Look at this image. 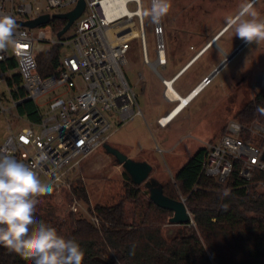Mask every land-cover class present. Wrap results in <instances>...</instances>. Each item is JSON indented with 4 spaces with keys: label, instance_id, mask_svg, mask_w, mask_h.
Returning <instances> with one entry per match:
<instances>
[{
    "label": "built area",
    "instance_id": "1",
    "mask_svg": "<svg viewBox=\"0 0 264 264\" xmlns=\"http://www.w3.org/2000/svg\"><path fill=\"white\" fill-rule=\"evenodd\" d=\"M78 2L0 0V15L12 16L15 21L50 16L48 23L33 28L16 23L15 47L9 44L0 50V99L9 97L16 109L33 101L39 113L36 123L7 135L0 143V153L29 166L35 163L34 171L52 191H72L82 161L107 143L111 119L125 124L137 116L145 117L124 71L133 40L141 41L144 62L161 78L165 97L176 102L168 94L178 73L166 79L157 68H165L168 62L162 20L153 24L157 56L151 62L141 0H85L82 14L58 37L66 20L61 19L64 25L60 27L53 15L74 9ZM130 4L135 7L130 8ZM55 44L70 46L72 53L60 57L57 73L43 77L38 70L37 54ZM48 93L52 95L45 102L47 108L41 110L36 100ZM2 111L10 112L3 106ZM17 115L20 116L18 111ZM157 123L166 127L169 121H163L162 116ZM203 147L200 175L214 178L221 186L227 184L236 162L245 181H251L257 171L264 173V125L256 121L244 124L230 119L220 137L205 142ZM41 156L43 159L38 161ZM259 188L264 190V181H259ZM69 211L81 215L83 212L96 228L101 227L94 208L84 206L78 199L72 201ZM190 224H194L193 219Z\"/></svg>",
    "mask_w": 264,
    "mask_h": 264
},
{
    "label": "rangeland",
    "instance_id": "2",
    "mask_svg": "<svg viewBox=\"0 0 264 264\" xmlns=\"http://www.w3.org/2000/svg\"><path fill=\"white\" fill-rule=\"evenodd\" d=\"M244 2L245 0H171L172 7L167 16L162 18L168 62L165 68L157 67L164 78L170 79L191 58L208 48L212 39L222 31L218 40L216 38L206 52L191 60L183 69V75L173 83L179 94L185 95L198 82H206L203 80L225 60L226 55L231 54L243 42L234 36L233 31L227 30L226 20L235 15ZM134 7V4H130V8ZM141 7L148 58L154 62L157 56L156 36L150 17L145 15L151 7V0H141ZM254 8L259 13V18L264 19V0L256 1ZM47 37L52 38L50 31H47ZM71 53L70 46H63L60 57ZM126 58L124 71L145 117L137 116L125 124L111 119L107 143L131 159L147 160L152 165L148 179L139 185L134 184L122 164L101 146L82 161L73 179V186L78 182L84 186L88 203L80 199L74 189L51 190L37 197L36 209L53 217L64 218L72 213L69 205L74 199L93 208L96 205L124 201L127 222L141 225L150 202V179H157L167 187L166 190L174 187L178 198L185 201V196L180 194L174 184L173 173L187 162L192 154L190 149L217 140L227 122L234 119L237 111L264 88L259 83L264 75V42L258 45L245 44L197 92L180 114L161 128L157 124V118L165 115L178 101L171 102L164 96L165 86L152 66L144 62L139 39L131 42ZM140 74L143 75L142 78ZM2 88L3 86L0 91ZM51 95L52 93H48L36 100L41 110L47 108L45 102ZM2 106L10 112H3ZM26 125L25 118L18 117L13 101L9 97L0 99V143L11 131L17 133ZM42 182L45 183L44 180ZM129 189L134 193L133 196L129 195ZM75 214L86 217L83 212L82 215ZM191 217L193 218L192 213ZM182 227L181 224L171 223L167 218L162 223L161 230L169 239ZM109 259L118 263L114 256L110 255Z\"/></svg>",
    "mask_w": 264,
    "mask_h": 264
},
{
    "label": "trees",
    "instance_id": "3",
    "mask_svg": "<svg viewBox=\"0 0 264 264\" xmlns=\"http://www.w3.org/2000/svg\"><path fill=\"white\" fill-rule=\"evenodd\" d=\"M57 21L60 27L64 25L61 19ZM60 54L59 44L37 54L38 70L43 77L58 72ZM20 94L23 95V90ZM258 108H264V88L237 111L235 119L244 124L256 121L264 125V114L257 111ZM20 112L29 120H39L33 101L24 102ZM203 157L204 147H201L174 175V184L185 196L194 224L181 225L183 227L169 239L162 234L161 225L173 211L151 197L141 225L127 222L124 201L95 206L102 221L99 229L86 217L75 213L58 218L36 209L35 218L54 227L66 239H75L85 253L83 264H116L109 259L110 255L118 260L117 264H264V190H259L264 173L257 171L251 181H245L239 174L240 164L236 162L227 184L221 186L214 178L200 175ZM166 188L160 186L164 196L180 200L174 187ZM73 189L88 203L81 182ZM225 190L228 195H224ZM128 192L134 195L130 189ZM133 246L134 254H131ZM0 264L35 262L24 260L0 246Z\"/></svg>",
    "mask_w": 264,
    "mask_h": 264
},
{
    "label": "clouds",
    "instance_id": "4",
    "mask_svg": "<svg viewBox=\"0 0 264 264\" xmlns=\"http://www.w3.org/2000/svg\"><path fill=\"white\" fill-rule=\"evenodd\" d=\"M171 7V0H151L145 15L151 23L159 24ZM226 26L246 44L264 42V19L259 18L254 0H245L235 15L227 18ZM17 27L12 16L0 15V50L9 44L15 47ZM257 111L264 114V108ZM37 159L42 160L43 156ZM36 166L0 153V246L24 260H34L35 264H83L85 253L75 239H66L54 227L35 218L37 197L51 191L34 171ZM228 194L225 190L224 195Z\"/></svg>",
    "mask_w": 264,
    "mask_h": 264
},
{
    "label": "water",
    "instance_id": "5",
    "mask_svg": "<svg viewBox=\"0 0 264 264\" xmlns=\"http://www.w3.org/2000/svg\"><path fill=\"white\" fill-rule=\"evenodd\" d=\"M85 4H86L85 0H79L78 4L74 9L68 12L56 13L53 15L55 18L66 20L65 25L57 34L58 37H61L70 28L72 23L82 14L85 8ZM49 20H50V16L48 14H44L31 20H26V21L17 20L16 23L22 26L33 28L39 25H44L48 23ZM217 37L218 35H216L212 39L210 45L213 43L214 40L216 41ZM245 44L246 43L243 41L231 54H227L225 60L222 63H220L213 70V72L205 78V81L208 82L212 78V76L215 73H217L221 69V67ZM197 56H195L194 58H196ZM200 89L201 88H199L197 91H199ZM104 147L111 154L115 156V158L120 164H122V166L124 167L125 171L129 174L134 184L139 185L148 179L149 174L152 171V165L150 163H148L147 161L131 159L127 155L116 149L115 147L109 145L108 143H105ZM149 187L151 191L150 197L153 198L156 203L164 207H167L173 211V215L169 218V221L171 223L183 225V224H190L192 222L191 212L187 208L186 203L183 199L175 200V199H169L166 196H164L161 192L159 183L154 178L150 179Z\"/></svg>",
    "mask_w": 264,
    "mask_h": 264
},
{
    "label": "bare ground",
    "instance_id": "6",
    "mask_svg": "<svg viewBox=\"0 0 264 264\" xmlns=\"http://www.w3.org/2000/svg\"><path fill=\"white\" fill-rule=\"evenodd\" d=\"M256 1V0H254ZM226 29V28H224ZM223 29V30H224ZM225 31V30H224ZM222 33V31L220 32V34ZM220 34H218V36H220ZM215 42V40L213 41ZM207 49H205L206 51ZM204 52V51H203ZM202 52V53H203ZM200 53V52H199ZM199 53L197 55H199ZM201 53V54H202ZM196 55V56H197ZM191 62V60L189 61ZM186 70V69H185ZM259 83L264 86V75L261 76ZM207 82H201L199 85H197V87H195L188 95L186 96H181L173 86H170V92L168 95H170L174 100H177L178 103L177 105L174 107V109L167 113L166 115L163 116V121H169V123L190 103L191 99L193 97H195V95L197 94V90L199 88H202L203 86H206ZM196 90V91H195Z\"/></svg>",
    "mask_w": 264,
    "mask_h": 264
},
{
    "label": "crops",
    "instance_id": "7",
    "mask_svg": "<svg viewBox=\"0 0 264 264\" xmlns=\"http://www.w3.org/2000/svg\"><path fill=\"white\" fill-rule=\"evenodd\" d=\"M205 49H207V48H205ZM205 49H204L203 51H205ZM207 50H208V49H207ZM207 50H206V51H207ZM203 51H201L200 53H202ZM206 51H205V52H206ZM200 53H199V54H200ZM203 53H204V52H203ZM203 53H202V54H203ZM202 54H201V55H202ZM195 56H196V55H195ZM195 56H194V57H195ZM198 56H199V55H198ZM194 57H193V58H194ZM193 58H191L190 60H193ZM190 60H189V61H190ZM189 61H188L184 66H182V67L176 72V73H178V74H177V78H176V80L179 79V78L183 75L184 72H182V71H183L184 68H186V67L189 65V63H190ZM176 80H175V81H176ZM199 84H200V83L198 82V83H197L194 87H192V88H191V89H190L185 95H183V94H180V95H181V96H186V95H188V94H189V93H190L195 87H197V85H199ZM164 96H165V95H164ZM176 101H177V100H176ZM21 105H22V104H21ZM21 105H20V106H21ZM176 105H177V104H175V105H174V106H173V107H172L167 113L171 112V111L174 109V107H175ZM20 106H19L18 109H17L18 113H20V116H18V117L25 118L26 123H27V125H26L25 127L30 126V125H33V123H36L37 121L29 120V118H28L26 115H24V114H22V113L20 112ZM167 113H166V114H167ZM166 114H165V115H166ZM179 114H180V113H179ZM162 116H164V115H161V116H159V117H162ZM159 117H158V118H159ZM158 118H157V119H158ZM174 119H175V118H174ZM174 119H173V120H174ZM173 120H172V121H173ZM172 121H171V122H172ZM157 124H158V123H157ZM168 124H169V123H168ZM35 126H36V125H35ZM161 128H164V127H161ZM201 147H203V146H199V147L194 146V148L190 149V150H191V153H192L191 156H192V155H193L198 149H200ZM191 156H190V157H191ZM190 157H189V158H190ZM140 161H142V160H140ZM145 161H147V160H145ZM187 161H188V160H187ZM147 162H148V161H147ZM148 163H149V162H148ZM185 163H186V162H185ZM185 163H184V164H185ZM184 164H183V165H184ZM183 165H182V166H183ZM182 166H181V167H182ZM181 167H179V168L173 173V175L176 174L177 171H178ZM151 172H152V171H151ZM154 179H155V178H154ZM156 180H157V179H156ZM157 182L159 183L160 186L162 185L158 180H157Z\"/></svg>",
    "mask_w": 264,
    "mask_h": 264
},
{
    "label": "flooded vegetation",
    "instance_id": "8",
    "mask_svg": "<svg viewBox=\"0 0 264 264\" xmlns=\"http://www.w3.org/2000/svg\"><path fill=\"white\" fill-rule=\"evenodd\" d=\"M200 54H201V53H200ZM200 54H199V55H200ZM196 55H197V54H196Z\"/></svg>",
    "mask_w": 264,
    "mask_h": 264
}]
</instances>
